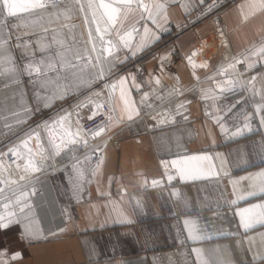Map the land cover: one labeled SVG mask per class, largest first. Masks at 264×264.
I'll list each match as a JSON object with an SVG mask.
<instances>
[{"label": "crops", "instance_id": "crops-1", "mask_svg": "<svg viewBox=\"0 0 264 264\" xmlns=\"http://www.w3.org/2000/svg\"><path fill=\"white\" fill-rule=\"evenodd\" d=\"M167 3V22L159 20V28L148 22L158 38L135 55L128 52L125 66L114 75L113 84L127 77L131 86V77H135V82L141 85L139 90L131 87L130 92L140 116L117 122V117L125 115L124 105L119 87L114 93L109 91L115 109L113 120L108 123V135L101 142L88 177L84 176L85 188L70 217L64 216L68 211L65 209L63 213L58 203L57 221L52 217L50 225L43 228V238L22 239L21 224V233L16 227L0 232V250H6L7 264H155L153 250L176 246L177 230L181 231L194 264H197L194 248L202 250V259L207 264H264V259L256 258L264 256V226L257 225L245 232L236 215L241 209L264 204V196L239 199L249 183L241 178L264 171V127L254 115L260 97L237 88L216 101L221 108L234 105L223 121L229 134H221L212 116L205 115L206 108L213 115H220L212 108L213 101L202 99V90L214 87L208 77L215 76L219 66L227 64L232 57L242 58L253 45L264 41V14L244 22L240 9L245 0H234L224 6L219 11L224 43L204 61L207 68L193 69L185 56L198 50L195 45L200 38L211 37L213 30L208 32L213 23L204 19L175 35L171 42H161L160 28L165 24H181L201 4L199 0H167ZM139 38L136 36L134 44ZM151 48L156 49L157 55L150 52ZM162 57L170 60L173 74L164 70ZM237 67L244 71V65ZM252 75L264 76V64L245 72L244 79ZM157 77L160 85L154 83ZM171 86L179 88L182 95L169 96ZM145 92L148 99L141 103ZM179 103L185 104L181 111L188 119L177 115L174 123H159L166 113L174 115ZM144 112L153 114L150 119H142ZM248 114H253V131L232 137L230 132L242 126ZM193 155L213 157L217 170L221 169V161H225L219 178L181 182L177 177L169 183L162 162H168L170 174H175L170 162ZM101 159L99 172L92 176ZM145 179L149 182L160 179L163 184L145 186ZM233 180L241 181L236 191L230 183ZM232 200L237 203L231 204ZM123 219L131 223L120 222ZM186 220L198 222L203 239L194 242L187 238ZM15 252L21 254V259L11 260Z\"/></svg>", "mask_w": 264, "mask_h": 264}, {"label": "snow or ice", "instance_id": "snow-or-ice-1", "mask_svg": "<svg viewBox=\"0 0 264 264\" xmlns=\"http://www.w3.org/2000/svg\"><path fill=\"white\" fill-rule=\"evenodd\" d=\"M199 2L202 4L204 0H199ZM167 7V0H0V77L6 76L13 82H18L17 72L19 69L13 62L9 45L13 39L11 29L23 28L25 36L36 35L39 39L32 41L17 36L15 47L21 48L27 56L34 55L33 44L41 53L46 55L51 53V57L47 60L43 58L29 60L23 66V71L28 75L43 78L39 80L41 88L46 89L50 84L54 86L52 95L45 97V101L64 99L70 91L82 86L91 87L92 83L103 79L106 74L110 73L114 64L119 62L118 53L121 50H127L135 55L157 39L156 34L149 28L148 22L157 28L160 27L159 20L162 19L166 23ZM182 7L187 10L186 5H182ZM258 14H264V0H245V4L240 9L242 21L247 22ZM77 15L82 16L86 26V34L81 33L82 41L75 34L77 25L72 23ZM130 17L132 18L131 26L125 29V23ZM9 18L25 21V23L9 24ZM220 34L223 37V32ZM136 36L140 38L134 44ZM225 46H227L226 43ZM197 55L198 52L193 51L186 58L189 66L193 69L196 67L207 68V62L199 65L194 62L193 58ZM161 59L166 60L167 57ZM257 64H264V41L259 45H253L242 58L232 57L227 64L219 66L215 76L208 77L214 87L202 90V99L205 102L213 101L212 108L220 115H213L207 108L205 115L212 116L214 123L220 128L221 134H229V129L223 121L224 117L232 111L234 105L221 108L216 101L223 94L237 88L260 97L261 102L256 104L254 115L259 120L260 126L264 127V76L252 75L250 78L244 79L245 72H250L256 68ZM238 65L245 66L243 72L238 69ZM49 73H57V75L54 78H49ZM216 76L225 77V79L220 81L215 78ZM258 81L259 88H257ZM154 83L160 85L161 81L157 77L154 78ZM108 87L110 93H114L119 87L120 99L124 105L125 115L117 117V122L125 118L132 121L135 117L140 116V109L130 96L131 87H135L137 90L141 87L135 82V77H131V86H129V78L121 77L117 83ZM173 94L182 95V92L179 88H173L169 96ZM99 95L100 93H96V96ZM148 96L149 94L145 92L141 103H144ZM89 104L92 105L91 114L87 117L89 120L101 114L99 110L104 107V104L87 98L85 102L77 105L75 130H73V121L71 120L72 113H65L50 123L44 122L38 126L42 127L46 133L47 147H45L44 140L41 139V131L30 130L24 138L19 140V143L9 147L7 151L0 152V199L4 201L2 207L6 210L0 213V232L10 230L14 225L23 224L22 239L43 238V230L33 227L34 221L31 219L33 205L29 202V196L30 194L35 195V190L33 188L29 193L25 189L36 173L41 172L45 167H50L49 162L59 157L63 152L75 153L79 148L87 147L86 135L95 139L106 131L108 124L88 130L83 129L80 125L79 109L88 107ZM44 106L49 107L50 105L45 102ZM148 107L151 105L149 104ZM184 108V103L177 104L174 110L175 114L166 113L160 117L159 123H174L177 115L187 120L188 116L181 111ZM30 111L31 109L26 106L19 111H12L11 115L15 118L14 121L9 122L7 117H3L2 119L5 121L3 126L11 131L14 126L26 123L27 113ZM114 111V108L110 109V112ZM252 118L253 114L246 115L242 126L235 127L230 135L238 137L244 135L245 132L253 131ZM107 120L111 122L113 116L109 114ZM32 141L36 142L35 150L30 146ZM90 159V156H85V160ZM82 163L83 161L76 159V163L73 165V169L77 173L78 188L82 186L81 182L84 180V172L79 167ZM224 163L225 161L222 160L221 169L217 170L213 157L193 155L170 162L171 169L175 170V174H170L168 162H162V166L165 168L167 181L171 183L177 177L181 182L219 178ZM102 164L103 160L101 159L91 172L92 176L99 172ZM224 175H228V173L224 172ZM244 180L249 182L248 190L239 199L264 196V171L242 177L241 181ZM241 181H230L234 191ZM22 182H27V184ZM149 183L152 187H159L163 181L152 179L149 182L145 179L144 185L147 186ZM6 189L11 192V198L5 194ZM173 195L178 194L173 193ZM230 203L234 205L237 201L232 200ZM13 204L17 209L15 211L10 210ZM137 205L139 206V201H137ZM236 215L239 217V226L245 232L254 229L257 225L264 226V204H254L249 208L241 209ZM120 222L131 223L128 219H123ZM184 230L187 232V238L191 241L203 239L199 234L197 221H184ZM60 231L63 232L64 229H60ZM192 253L196 256L197 264H207L202 259L201 249L194 248ZM6 256V250H0V264H7V260L3 259ZM256 258L264 259V256ZM19 259H21L19 252L11 255V260Z\"/></svg>", "mask_w": 264, "mask_h": 264}, {"label": "rangeland", "instance_id": "rangeland-1", "mask_svg": "<svg viewBox=\"0 0 264 264\" xmlns=\"http://www.w3.org/2000/svg\"><path fill=\"white\" fill-rule=\"evenodd\" d=\"M216 1L217 0H214V3ZM233 1L234 0H221L208 11H205L204 14L197 16L190 22H188V19L194 16L196 12L202 10L207 4L213 3V0H206L204 3L195 7L186 16V18L181 24H165L162 28H160L161 42H171L175 35L191 29L195 24L199 23L204 19H210L213 23V26L210 29V32H208V34L211 33L212 30L214 32L215 24L213 18L216 17L218 19V22L221 24L219 18V11L224 6L228 5L229 3H232ZM129 21V24L127 22L125 23V29L129 28L128 26H131L132 18H130ZM8 23L23 24L25 23V21H19L15 18H9ZM72 23L77 25V28L75 29V34L77 35L78 39L82 41L83 35H81V33L86 34V26L84 25L82 16L77 15L73 19ZM179 25H182V28L179 30L175 29ZM24 31L25 29L23 28L11 29V35L13 39L12 41H10L9 45L11 55L13 57V62L19 69V71L17 72L18 82H13L6 76L0 77V152L7 151L9 147L19 143V140L24 138L25 134L28 133L30 130L41 131V139L44 140L45 147H47L46 133L43 131L42 127L38 126H41L44 122L50 123L51 121L55 120L58 116H62L65 113H72L71 120L73 121V130H75V121L77 120V105L82 102H85L87 98H91L97 103L104 104V107L100 109L101 111L99 110L101 114L97 115L92 120H89L87 118L91 114V104H89L88 107L79 109L80 125L82 126V128L85 130H88L87 128L95 129L100 126L99 124H108L109 121L107 120V117L109 114V107L111 109L113 108L111 97L109 96L110 89L108 86L113 84L115 73L125 66V58L128 56L129 51L121 50L118 53L119 62L114 64L111 72L106 74L103 79L97 80L92 83L91 87L82 86L74 91H70L64 99H48L47 101H45V97H50L52 95V89L54 86L50 84L47 86L46 89L41 88L39 80L43 78H37L35 76L28 75L23 71V66L27 62H29V60H40L41 58L47 60L51 57V53H48L47 55L43 54L38 50V48H36L35 44H33L32 52L34 53V55L27 56L21 48L15 47L14 45L17 43V36L21 37L22 39L32 41H36L37 39H39V37L36 35L25 36ZM223 34H225V31H223ZM205 37L206 35L200 38L195 47L200 46L203 42V38ZM208 38L206 39L208 40ZM204 45L200 46L199 48H204ZM206 50L208 51L209 55H211L210 50ZM150 52L154 55H157L156 49L151 48ZM197 52L199 57H203L200 55L199 50H197ZM212 56L213 54L211 55V57ZM186 58L187 57L185 56V59ZM161 62L165 71L170 72L171 74L174 73L171 69L170 60L166 59L162 60ZM139 72L142 73L143 70L140 69ZM56 75L57 73H49V78H54ZM96 93H100V95L96 96ZM45 102H47L50 106L45 107ZM25 106L31 109V111L27 113L26 123L14 126L11 131L5 128L3 126L5 121L2 118L7 117L9 122H13L15 118L12 117L11 112L19 111L22 107ZM153 112H144V114L142 113V119H144L145 117L150 119V115L153 114ZM111 115L113 116V112H111ZM107 135L108 128L101 136L95 139L91 138L90 140H88L87 147L79 148L77 151H75V153H69L67 151L63 152L59 157H56L53 161L49 162L51 165L50 167H45L41 172L36 173L35 176L32 177L31 186L27 185L25 190L31 193L32 189L34 188L35 195L30 194L29 196V199L32 198L33 201H29L33 202L32 204L36 206L34 209V214L36 215V218H38L37 221L39 220L38 222H40L44 227L50 225L49 223H51L52 217H54V220L57 221L58 216L56 212L58 203L63 213L65 209L68 211V214H64V216H66L67 218L70 217L74 203L82 195V191L85 188V179L81 182L82 186L80 188L77 187V173L74 171L73 165L76 163V159L83 161V163L79 165V167L83 170L84 176H86L92 166V163L98 156V151L102 140L105 139ZM86 138L88 139L89 137L86 135ZM30 146L35 150L36 142L32 141ZM90 153H93V157ZM85 156H90L91 159L85 160ZM86 177H88V175ZM41 184L42 186L43 184H48L49 188H47L46 186L47 189H41ZM50 193L52 195L54 194L53 199H48V197H45L47 196V194L49 196ZM5 194L11 198V192L8 189H6ZM2 204L3 203H1L0 201V213H2V211H6L2 210L4 209L2 207ZM10 210H17L16 206L13 204ZM14 227H16L19 230V233H21V228L19 225H14L12 228ZM177 236L178 244L176 246L161 247L153 250L155 264H157L155 254L162 250L167 251L171 249L179 251L180 258L184 261V263L187 262L189 259L194 264L190 252L188 250L187 243L185 242L181 231L177 230ZM187 254L189 255V258L187 257Z\"/></svg>", "mask_w": 264, "mask_h": 264}, {"label": "bare ground", "instance_id": "bare-ground-1", "mask_svg": "<svg viewBox=\"0 0 264 264\" xmlns=\"http://www.w3.org/2000/svg\"><path fill=\"white\" fill-rule=\"evenodd\" d=\"M221 32H218V33H215V32H213L212 33V37H209L208 38V40L207 39H204L203 40V42H202V44L200 45V46H202V45H204L205 44V41H206V44L204 45V48L203 47H201V48H199L200 46H198V50L200 51V55L201 56H203V57H199L198 55L196 56V57H198V58H194V62L195 63H199V64H201V63H204V61L205 60H208L210 57H211V55L215 52V51H217V48L222 44V41H224L225 40V38H224V34H223V37L221 36V34H220ZM217 40V41H216ZM206 49H209L210 50V53H211V55H209V53H208V51L206 50ZM197 51V50H196ZM207 51V52H206ZM114 96V95H113ZM113 99H114V97H113ZM110 107H109V114H111V112H110ZM104 110V109H103ZM101 111V110H100ZM108 114V115H109ZM99 125H102V124H99ZM98 126V125H97ZM91 139V137H89L88 138V140H90ZM93 139V138H92ZM92 157H93V155H92ZM25 183H27V182H25ZM31 184L32 183H30V184H28V185H30L31 186ZM46 186H47V188H49V186H48V184H43V186H42V184H41V189L43 188H45V189H47L46 188ZM30 189V188H29ZM33 190V189H32ZM31 191V190H30ZM54 195V194H53ZM53 195L50 193V195L48 196V194H47V196H45V197H48V199H53ZM30 198V197H29ZM29 200H32V198L31 199H29ZM43 200V199H42ZM45 200V199H44ZM0 201H1V203H4V201L2 200V199H0ZM3 201V202H2ZM33 201V200H32ZM31 204L33 203V202H31V201H29ZM33 205V208H32V216H31V219L34 221V224H33V227H39V228H41L42 230H43V228H44V226L40 223V222H38L37 221V219L38 218H36V215L34 214V209H35V205L34 204H32ZM37 205V204H36ZM2 210H5V209H2ZM3 212V211H2ZM36 212V211H35ZM22 225V227H23V224H21ZM43 232H44V230H43ZM3 259H5V260H7L8 261V258L7 257H4Z\"/></svg>", "mask_w": 264, "mask_h": 264}, {"label": "built area", "instance_id": "built-area-1", "mask_svg": "<svg viewBox=\"0 0 264 264\" xmlns=\"http://www.w3.org/2000/svg\"><path fill=\"white\" fill-rule=\"evenodd\" d=\"M221 0H217L215 3H210L204 6V8L198 12L195 13L194 16L190 17L188 19V22H190L192 19H194L197 16H200L205 13V11H208L210 8H212L215 4L219 3ZM214 20V32H223L224 29L222 25L218 22V19L216 17L213 18ZM185 24V23H184ZM182 24V25H184ZM182 25L177 26L175 29L179 30L182 28ZM89 129V128H87ZM156 256L157 264H193L189 259L187 262L184 263V261L180 258L179 251L175 249L167 250V251H159ZM187 257L189 258V255L187 254ZM87 264H93V263H87Z\"/></svg>", "mask_w": 264, "mask_h": 264}]
</instances>
